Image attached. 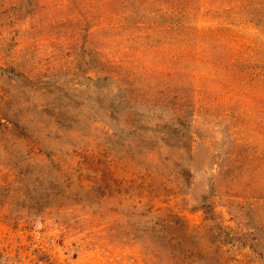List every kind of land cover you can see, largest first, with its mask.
I'll return each instance as SVG.
<instances>
[{
	"label": "rangeland",
	"instance_id": "374dc122",
	"mask_svg": "<svg viewBox=\"0 0 264 264\" xmlns=\"http://www.w3.org/2000/svg\"><path fill=\"white\" fill-rule=\"evenodd\" d=\"M0 264H264V0H0Z\"/></svg>",
	"mask_w": 264,
	"mask_h": 264
}]
</instances>
